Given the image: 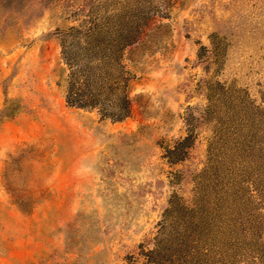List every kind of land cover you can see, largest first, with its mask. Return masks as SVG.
I'll return each instance as SVG.
<instances>
[{
    "label": "rangeland",
    "instance_id": "rangeland-1",
    "mask_svg": "<svg viewBox=\"0 0 264 264\" xmlns=\"http://www.w3.org/2000/svg\"><path fill=\"white\" fill-rule=\"evenodd\" d=\"M105 15L141 17L119 122L57 86L61 33ZM1 197L0 264H264V0H0Z\"/></svg>",
    "mask_w": 264,
    "mask_h": 264
},
{
    "label": "trees",
    "instance_id": "trees-1",
    "mask_svg": "<svg viewBox=\"0 0 264 264\" xmlns=\"http://www.w3.org/2000/svg\"><path fill=\"white\" fill-rule=\"evenodd\" d=\"M145 14L144 10V17ZM116 20L119 19L105 15L68 27L60 35L61 66L57 70V86L63 90L67 106L95 112L99 120L107 119L111 122L122 121L131 112V78L123 62V51L133 41L141 17L137 16L133 21ZM113 21L135 23L119 25ZM18 110L14 109L12 114ZM187 132L186 136L174 141L172 145L163 146L164 157L169 162L180 161L187 155L193 137L190 129ZM126 136L120 134L116 138L123 139Z\"/></svg>",
    "mask_w": 264,
    "mask_h": 264
},
{
    "label": "crops",
    "instance_id": "crops-1",
    "mask_svg": "<svg viewBox=\"0 0 264 264\" xmlns=\"http://www.w3.org/2000/svg\"><path fill=\"white\" fill-rule=\"evenodd\" d=\"M178 48H180V46H178ZM179 59L178 57H174V55H172L171 57H167L165 59L160 60L159 63L155 64L152 68L151 71V76L149 78H146L142 88H145L146 91H154L157 90L159 88H165L166 85H171L172 81H173V70H172V63L174 62H178ZM3 198H0L1 204H0V208L2 210L5 209V211L7 212V214L5 215L6 219H11L9 218V216L17 218L19 220H21V213L19 211H17V209H15L14 207H12L8 202H6L5 200H3ZM9 206V209L6 210V207ZM55 227L52 226L50 231L52 229H54ZM49 231V232H50ZM26 235H31V240L33 238H35L34 234H31L30 231H25ZM30 237V236H29ZM52 238V236H51ZM50 237L47 238V240H52ZM40 240V238H38V241ZM41 246V245H40ZM50 252L49 248H46V254H48ZM12 259L10 258V256H8L7 258H3V264H11L12 263Z\"/></svg>",
    "mask_w": 264,
    "mask_h": 264
}]
</instances>
